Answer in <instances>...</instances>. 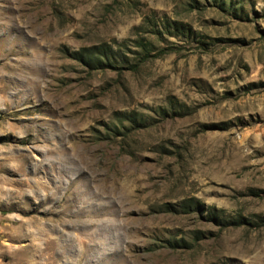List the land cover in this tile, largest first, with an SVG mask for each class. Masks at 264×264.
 <instances>
[{"label": "rangeland", "instance_id": "obj_1", "mask_svg": "<svg viewBox=\"0 0 264 264\" xmlns=\"http://www.w3.org/2000/svg\"><path fill=\"white\" fill-rule=\"evenodd\" d=\"M0 264H264V0H0Z\"/></svg>", "mask_w": 264, "mask_h": 264}, {"label": "trees", "instance_id": "obj_2", "mask_svg": "<svg viewBox=\"0 0 264 264\" xmlns=\"http://www.w3.org/2000/svg\"><path fill=\"white\" fill-rule=\"evenodd\" d=\"M171 26L178 28L176 22H171ZM125 43L126 42L123 41L122 43H119L117 47H114L109 43H102L99 45L81 47L78 50L70 51L68 49H63L62 51L66 56L80 62L81 64L89 68L112 67L115 65L120 67L124 64L128 65L129 67H135L137 64L129 62V60H127V55L122 52V47H126ZM135 43L136 46L141 48L142 52H136L134 57H137V60L141 61L150 53V51H152L151 47L153 46V44L152 42L144 38H138ZM160 113L165 117L168 116L167 111L164 109H161ZM120 119L129 120L132 123L137 122V118L134 114H122ZM215 126L216 125H214L213 127ZM180 211L184 213L196 212L198 214L207 212V215L211 221L224 227L240 226L249 221L247 217L243 215H238L233 218L229 217L227 216L224 209L217 208L215 206L208 207L204 202L196 197H189L186 200L182 201L180 204Z\"/></svg>", "mask_w": 264, "mask_h": 264}]
</instances>
